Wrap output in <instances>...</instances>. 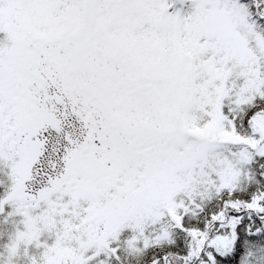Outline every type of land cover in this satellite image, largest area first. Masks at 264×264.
<instances>
[{
  "label": "snow or ice",
  "instance_id": "6c2138e0",
  "mask_svg": "<svg viewBox=\"0 0 264 264\" xmlns=\"http://www.w3.org/2000/svg\"><path fill=\"white\" fill-rule=\"evenodd\" d=\"M0 264H264V0H0Z\"/></svg>",
  "mask_w": 264,
  "mask_h": 264
}]
</instances>
